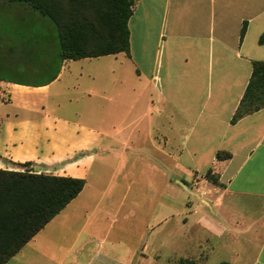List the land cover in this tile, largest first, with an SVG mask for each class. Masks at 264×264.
Segmentation results:
<instances>
[{"label": "crops", "instance_id": "crops-1", "mask_svg": "<svg viewBox=\"0 0 264 264\" xmlns=\"http://www.w3.org/2000/svg\"><path fill=\"white\" fill-rule=\"evenodd\" d=\"M38 14L3 59L58 70L0 79V169L85 185L8 264H264V108L232 122L264 0H137L129 54L79 60Z\"/></svg>", "mask_w": 264, "mask_h": 264}, {"label": "trees", "instance_id": "trees-1", "mask_svg": "<svg viewBox=\"0 0 264 264\" xmlns=\"http://www.w3.org/2000/svg\"><path fill=\"white\" fill-rule=\"evenodd\" d=\"M25 4L57 27L60 56L79 60L129 54L128 21L137 0H9ZM264 108V62L252 74L232 122ZM218 153L217 158H228ZM28 168V164L23 165ZM206 178L219 185L211 173ZM84 180L0 169V264L8 262L83 190ZM179 264H195L182 260ZM226 264V263H224Z\"/></svg>", "mask_w": 264, "mask_h": 264}, {"label": "rangeland", "instance_id": "rangeland-1", "mask_svg": "<svg viewBox=\"0 0 264 264\" xmlns=\"http://www.w3.org/2000/svg\"><path fill=\"white\" fill-rule=\"evenodd\" d=\"M7 13H11V15L7 16ZM38 13L25 4L0 0V79L39 82L49 79L57 72V65L19 66L10 65L7 60L3 59L12 48L35 47L37 38L50 36L48 30L40 22ZM46 52H50V50ZM24 170L29 169L24 168ZM138 181L141 179L139 178ZM127 244L133 248L136 242L128 241Z\"/></svg>", "mask_w": 264, "mask_h": 264}]
</instances>
